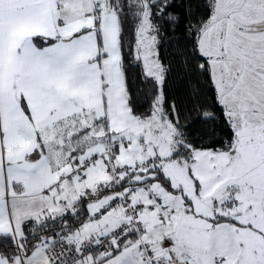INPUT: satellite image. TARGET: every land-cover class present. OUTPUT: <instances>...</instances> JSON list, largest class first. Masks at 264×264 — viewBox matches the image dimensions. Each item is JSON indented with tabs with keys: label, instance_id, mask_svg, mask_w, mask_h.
Listing matches in <instances>:
<instances>
[{
	"label": "snow or ice",
	"instance_id": "1",
	"mask_svg": "<svg viewBox=\"0 0 264 264\" xmlns=\"http://www.w3.org/2000/svg\"><path fill=\"white\" fill-rule=\"evenodd\" d=\"M0 264H264V0H0Z\"/></svg>",
	"mask_w": 264,
	"mask_h": 264
}]
</instances>
